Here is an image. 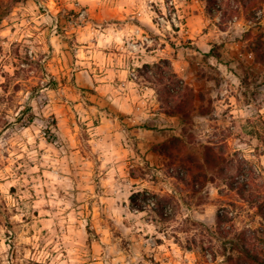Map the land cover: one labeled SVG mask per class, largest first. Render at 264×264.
Listing matches in <instances>:
<instances>
[{
  "label": "rangeland",
  "instance_id": "obj_1",
  "mask_svg": "<svg viewBox=\"0 0 264 264\" xmlns=\"http://www.w3.org/2000/svg\"><path fill=\"white\" fill-rule=\"evenodd\" d=\"M124 4L151 10L147 39L134 11L118 19ZM258 41L259 0L247 11L224 0L211 15L206 0H0V264H226L242 233L262 226L227 186L264 192ZM122 69L136 82L125 111ZM171 93L187 105L184 123L170 116ZM114 117L117 130L94 145V126ZM208 147L227 176L187 172L182 157L202 163ZM142 185L154 205L139 211L129 197Z\"/></svg>",
  "mask_w": 264,
  "mask_h": 264
},
{
  "label": "trees",
  "instance_id": "obj_2",
  "mask_svg": "<svg viewBox=\"0 0 264 264\" xmlns=\"http://www.w3.org/2000/svg\"><path fill=\"white\" fill-rule=\"evenodd\" d=\"M224 0H206L208 5V13L211 15L213 11H219L221 3ZM235 4L238 5L243 11H247L249 5L256 0H233ZM260 3H264V0H259ZM255 55L256 61L264 65V43L258 41L256 43V48L252 50ZM148 65H144L143 68H148ZM173 102V110L170 112V116H178L180 121L184 123V120L187 118V115L184 114V109H187V105H184L182 102H176L174 93H171ZM192 99H190L189 104H191ZM29 121H32L30 119ZM55 126V123H53ZM181 143V138L172 137L169 142V147L172 149H177L178 145ZM168 147V148H169ZM164 156L173 158L174 156L169 153V151H162ZM183 161H186L190 164V167L186 168L187 172L193 171V169H198L201 171H214L217 169V174L220 177H225L229 174V170L226 168H221L220 164L224 163V159L212 152L210 147L206 148V152L203 156L202 163L198 161L197 158L193 155H185L182 157ZM237 175L241 174L242 167L238 164ZM200 175V174H199ZM198 175V176H199ZM182 179V178H181ZM229 190L234 191L238 197L246 201L253 209L255 214L262 220L261 228L257 230L250 231L248 236H245L243 233L240 237L242 244H234L230 248L229 252H224L226 264H264V192H258L257 185L254 182H229L227 185ZM150 194L146 191H138L132 193L129 197L130 206L133 209L142 211V202L146 203L149 200ZM164 209L160 210V215L164 216ZM217 227L220 233L223 236H226L230 233L229 229H226L227 223L230 221L227 214H218L217 217ZM226 251V250H224Z\"/></svg>",
  "mask_w": 264,
  "mask_h": 264
},
{
  "label": "crops",
  "instance_id": "obj_3",
  "mask_svg": "<svg viewBox=\"0 0 264 264\" xmlns=\"http://www.w3.org/2000/svg\"><path fill=\"white\" fill-rule=\"evenodd\" d=\"M125 3V2H123ZM149 7H147V5H139V4H135V5H128V4H124L122 5V7L119 8V16L118 19H122L125 22V19L128 16V13L133 12L134 16L137 18V23H134L133 26L136 29V37L138 38H143V39H147L148 35L144 34L145 29L151 31L154 28V23L151 19L150 14L152 13L150 9H148ZM87 9V8H86ZM100 19H106V17L104 16H99ZM112 17V16H111ZM110 19V18H107ZM109 21V20H106ZM107 25L109 26V23H107ZM125 27H128V22L125 23L124 25ZM86 28V27H84ZM80 33H82L83 31L79 30ZM117 77H119V83L117 82L115 85L118 87L117 91L119 92V97H116V101L118 102V104L115 105L118 106L121 105L123 110L121 111H125L126 108H128L129 106H131V104H129L130 98H133L134 96V91H135V86H136V82L133 80L132 77H135L134 71H129L126 69H122V70H117ZM133 74V75H132ZM102 91L104 90H111V88H113V85L111 82H108L107 84H102L99 86ZM114 89V88H113ZM130 91H132V93H130ZM118 119V117H114L113 119H102V124L101 125H97L94 126L93 130H94V138H92V142L94 143V145H98V141H100V134L104 133L105 131H107L108 133H112L114 131L117 130V127L114 123V121L116 122V120ZM136 119H138L135 115L132 116H127L126 119L122 120V122H126V121H132L135 122ZM132 133H135V129L132 130ZM138 189L143 190V189H148V186L142 185V188ZM139 190V191H140Z\"/></svg>",
  "mask_w": 264,
  "mask_h": 264
},
{
  "label": "built area",
  "instance_id": "obj_4",
  "mask_svg": "<svg viewBox=\"0 0 264 264\" xmlns=\"http://www.w3.org/2000/svg\"><path fill=\"white\" fill-rule=\"evenodd\" d=\"M132 75H133V74H132ZM148 204H149V206H150V205H154L153 202L151 201V199L148 200Z\"/></svg>",
  "mask_w": 264,
  "mask_h": 264
}]
</instances>
